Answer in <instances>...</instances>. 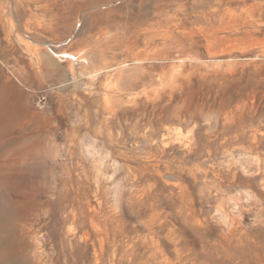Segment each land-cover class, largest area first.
Masks as SVG:
<instances>
[{"label": "rangeland", "instance_id": "obj_1", "mask_svg": "<svg viewBox=\"0 0 264 264\" xmlns=\"http://www.w3.org/2000/svg\"><path fill=\"white\" fill-rule=\"evenodd\" d=\"M32 1L0 20V264H264L253 1Z\"/></svg>", "mask_w": 264, "mask_h": 264}, {"label": "bare ground", "instance_id": "obj_2", "mask_svg": "<svg viewBox=\"0 0 264 264\" xmlns=\"http://www.w3.org/2000/svg\"><path fill=\"white\" fill-rule=\"evenodd\" d=\"M31 0H16V3H15V5H11V3H10V0L9 1H5V0H0V20H5V22L8 24V37H9V39H11V36L13 35V33L14 34H16V36L17 37H20L19 39L20 40H23L24 39V37L25 36H30L29 34H28V32H30V31H32L31 30V24H30V22L29 21H26L25 22V24H24V29L27 31H25L24 33V35L25 36H20V34L17 32V29H18V27H17V23L14 21V19L12 18V19H9L10 17H9V15L11 14H13L14 13V11L16 12V14L17 13H19V9H20V7H21V5H22V7H23V9H24V7H29V8H31L32 6H31V2H30ZM50 1L51 0H33L32 2H34L35 4H36V9L37 10H44V11H46V12H49V11H52V9L50 8L52 5H51V3H50ZM253 1V3H252V5H251V7H250V9H249V11H250V13H251V15L252 16H254V17H256V22H263L264 23V0H252ZM53 4V3H52ZM34 5V4H33ZM55 6V5H54ZM26 7V8H27ZM28 9V8H27ZM26 9V10H27ZM183 10V9H182ZM23 11V10H22ZM32 12V11H31ZM9 17V18H8ZM12 17V16H11ZM18 22V21H17ZM214 29H212L211 31H213ZM246 30V29H245ZM258 30H261L260 28L258 29ZM210 31V32H211ZM206 32V31H205ZM218 32V31H217ZM213 33V32H212ZM33 40V39H32ZM32 42V41H31ZM26 43V46H31V45H29L28 44V42H25ZM30 43V42H29ZM41 44V43H40ZM36 45H39V42H37L36 43ZM40 49V48H39ZM38 49V50H39ZM50 49V48H49ZM37 50V51H38ZM55 54V56L56 57H59L60 59H63V58H66V60L67 59H69V61H71V62H82V61H89V60H87L86 59V57H83L81 54H77V53H68L67 51H61V52H55L54 53ZM40 56V55H39ZM40 59V58H39ZM87 64V63H86ZM85 63H84V66L86 65ZM100 67V66H99ZM106 67V66H105ZM108 67V66H107ZM110 67V66H109ZM100 70V69H99ZM100 71H95V72H93V74L92 75H98V73H99ZM100 74V73H99ZM107 75V74H106ZM94 79H96V77L94 78ZM72 80V79H71ZM12 215V214H11ZM3 225V224H2ZM20 227V226H19ZM23 228V227H22ZM16 229V228H15ZM21 230H23V229H21ZM25 230V229H24ZM28 230V229H27ZM31 230V229H30ZM15 231V230H14ZM20 231V230H19ZM24 232V231H23ZM27 232V231H26ZM38 232V231H37ZM30 233H31V231H30ZM34 233V232H33ZM27 234L28 233H26V236H27ZM25 235V234H24ZM30 236V235H29ZM28 236V237H29ZM31 237H33V236H31ZM30 237V238H31ZM17 239H20V238H17ZM33 239V238H32ZM22 240H24V239H22ZM30 240H28V242H29ZM32 242V241H31ZM36 242V241H35ZM19 243V242H18ZM37 243H39L38 241H37ZM28 244V243H27ZM42 244V243H41ZM45 244V243H44ZM46 246V245H45ZM19 247V246H18ZM26 247H27V245H26ZM35 247V246H34ZM43 248V247H42ZM23 249H25V248H23ZM28 249V248H27ZM152 251V250H151ZM23 252H25V251H23ZM37 252V251H36ZM19 253V252H18ZM29 253V252H28ZM34 253V252H33ZM30 254V253H29ZM43 254H45V251L43 252ZM4 255H5V253H4ZM24 255V254H23ZM27 255V254H26ZM31 255V254H30ZM40 255V254H39ZM41 255H42V253H41ZM24 258H26V257H24ZM39 258V257H38ZM44 258V257H43ZM2 259V258H1ZM30 259H34L35 260V258H32V257H30ZM45 259V258H44ZM24 260V259H23ZM26 260V259H25ZM28 260V259H27ZM37 260H39V259H37ZM43 260V259H42ZM1 261V260H0ZM45 261V260H44ZM44 261H42V262H44ZM154 262V261H153ZM21 263H22V261H21ZM31 263H33L32 261H31ZM35 263H36V261H35ZM149 263V262H148ZM27 264V263H26ZM28 264H29V262H28ZM38 264V263H37ZM40 264V263H39Z\"/></svg>", "mask_w": 264, "mask_h": 264}]
</instances>
